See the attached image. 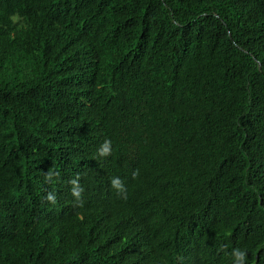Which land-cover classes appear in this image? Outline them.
Here are the masks:
<instances>
[{"label":"trees","instance_id":"obj_1","mask_svg":"<svg viewBox=\"0 0 264 264\" xmlns=\"http://www.w3.org/2000/svg\"><path fill=\"white\" fill-rule=\"evenodd\" d=\"M234 249L264 264V0H0V264Z\"/></svg>","mask_w":264,"mask_h":264},{"label":"clouds","instance_id":"obj_2","mask_svg":"<svg viewBox=\"0 0 264 264\" xmlns=\"http://www.w3.org/2000/svg\"><path fill=\"white\" fill-rule=\"evenodd\" d=\"M110 144L111 142L109 140H105L104 144L100 148V154L107 156L110 154ZM139 175L138 171L133 173V179H135ZM52 176V173H48L46 179H49ZM79 181V176H77L75 179H72L70 181V184L72 185V195L76 197V199L79 201L81 198V194L83 192V188L77 183ZM111 186L117 190L118 194H125L126 188L124 185V182L120 180L119 178H112ZM126 198V196H125ZM47 199L49 201L55 202L54 197L51 193L48 194ZM232 255L235 257V264H244L246 253L240 249H234Z\"/></svg>","mask_w":264,"mask_h":264}]
</instances>
